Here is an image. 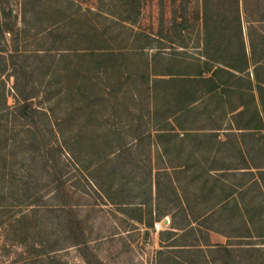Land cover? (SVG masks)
<instances>
[{"label":"trees","instance_id":"16d2710c","mask_svg":"<svg viewBox=\"0 0 264 264\" xmlns=\"http://www.w3.org/2000/svg\"><path fill=\"white\" fill-rule=\"evenodd\" d=\"M140 2L96 26L89 9L41 23L44 0H20L16 14L0 0V210L19 206L7 202L6 161L30 165L50 132L59 157L42 148L33 172L53 184L47 209L68 210L67 232L50 223L41 255L83 248L90 264L83 221L71 214L77 201L64 191L71 181L77 200L94 193L92 205L115 206L146 229L169 217L154 264H264V0H200L193 53L124 27ZM171 2L186 25L189 0ZM61 155L74 166L65 181ZM25 185L23 206L40 213Z\"/></svg>","mask_w":264,"mask_h":264},{"label":"rangeland","instance_id":"374dc122","mask_svg":"<svg viewBox=\"0 0 264 264\" xmlns=\"http://www.w3.org/2000/svg\"><path fill=\"white\" fill-rule=\"evenodd\" d=\"M140 1L142 2L141 9L135 24L125 23L123 24L124 27L135 34L141 31L143 35L147 33L151 36H159L163 38V43L167 47L169 43H173L176 47L182 44L187 47L189 53L196 51L194 47L197 45V39L202 36V29L201 23L198 21L199 18L193 12L197 7H200V0H189L185 16L188 21L186 25L183 24L182 20L180 21V18H177L179 14L178 2L173 4L171 0ZM126 2L127 0H44V5L42 6L44 14L40 15V22L45 23L48 16L58 17L60 12L68 15L71 9H74L73 7H78L82 11L89 9L91 12L98 13L99 16L94 19V25L96 26L100 25L99 23L102 21L100 18L103 15H110L108 13L111 12L108 11L114 13V19L121 21L129 14L127 10H130V8L127 7ZM4 3L7 4V8L13 13H18L20 0H4ZM119 4L122 6L121 9H119ZM103 6L106 8L101 10ZM175 11L176 13H174ZM241 12L243 31L246 33L249 28L246 23L247 16L243 8ZM134 15L136 14L134 13ZM88 17L91 18L90 15ZM109 17L112 16L110 15ZM17 37V44L25 46L26 44H24L21 37L19 35ZM28 38L30 39V37ZM143 42H146V38H141L140 43ZM138 45L139 43L136 42L135 47ZM24 50L26 49L24 48ZM250 80L252 81V77H250ZM8 104H13V94L9 96ZM52 134L58 135V133ZM40 136L39 145L32 149L40 148L30 153L31 155L34 154L36 158L33 163L30 165L25 163L24 166H19V163L15 161L14 166L10 167V164L14 161H6L5 169L6 171L11 170V173H6L5 181L11 187L8 192L13 195L12 199L10 197L7 199V202L14 200L19 206H11L6 210H0V264H86L82 258L83 248L78 250L76 248H67L62 251L41 255L43 250L52 246L47 241L51 239L49 238L51 236L50 228H52L50 223L55 225V228L53 226L55 230H52L53 233H58L61 238L66 234L65 219L67 218L68 210L66 208L60 211L54 208L47 209V207L53 205V203L45 202L53 195L52 192H49L53 184H50L47 180V174L43 170L42 172H33V170L41 167L39 154L44 149L50 148L52 150L57 144L55 140H52L50 132H45V137H42V134ZM53 150L57 159L60 152L56 148ZM152 158V162H155L154 152L152 153ZM60 162L62 164V180L65 181L68 178L67 176L72 173L74 166L71 161L64 160L62 155ZM80 183L82 184V182ZM25 184L30 187V191L27 193L35 195L36 199L38 198L35 205H39L40 213H37V210L32 212L35 206L27 208L23 206L24 198L22 196L24 192L21 189L26 186ZM73 190L77 191L72 182H66L64 191L72 194L74 201H77V206H74L75 209H73L71 214H76L78 219L83 221L81 225L84 229V239L88 249L90 264L155 263L156 252L160 249L158 233L168 229L169 217H165L162 222L155 223L159 225L158 229L155 228V224L152 228L146 229L141 224L127 219L115 206L92 205L95 200H93L95 197L92 198L94 193H89L87 200L85 198L77 200L78 194ZM43 195L45 196L39 200V197ZM84 200L91 206L82 207L80 204ZM46 214L49 217L47 224L43 221L45 219L40 218L41 215ZM34 226L38 229L37 231H31L30 227L35 229ZM145 231H147V235H145ZM210 241L213 244L225 243L223 238L215 234L210 235Z\"/></svg>","mask_w":264,"mask_h":264},{"label":"built area","instance_id":"2783aa9c","mask_svg":"<svg viewBox=\"0 0 264 264\" xmlns=\"http://www.w3.org/2000/svg\"><path fill=\"white\" fill-rule=\"evenodd\" d=\"M167 220V219H166ZM162 222V221H161ZM159 225L158 224H155V228L158 229Z\"/></svg>","mask_w":264,"mask_h":264}]
</instances>
